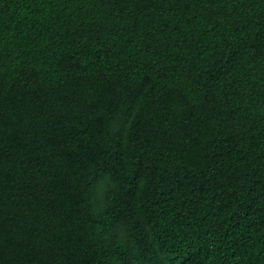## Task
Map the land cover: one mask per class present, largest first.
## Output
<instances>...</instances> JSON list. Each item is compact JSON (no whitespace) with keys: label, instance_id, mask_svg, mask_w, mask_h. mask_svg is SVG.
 <instances>
[{"label":"trees","instance_id":"16d2710c","mask_svg":"<svg viewBox=\"0 0 264 264\" xmlns=\"http://www.w3.org/2000/svg\"><path fill=\"white\" fill-rule=\"evenodd\" d=\"M0 264H264V0H0Z\"/></svg>","mask_w":264,"mask_h":264}]
</instances>
